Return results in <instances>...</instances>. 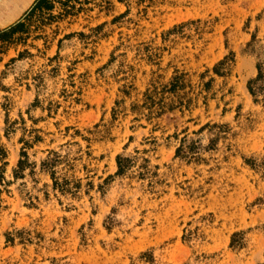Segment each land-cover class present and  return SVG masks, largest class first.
Listing matches in <instances>:
<instances>
[{
  "label": "rangeland",
  "instance_id": "rangeland-1",
  "mask_svg": "<svg viewBox=\"0 0 264 264\" xmlns=\"http://www.w3.org/2000/svg\"><path fill=\"white\" fill-rule=\"evenodd\" d=\"M75 32L85 36L59 51ZM254 34L264 44V0H86L25 44H0L6 180L23 138L43 140L27 149L34 174L2 195L0 264H147L141 254L150 250L156 264L263 262L264 107L247 89L257 75L246 52ZM230 51L231 74L216 77L212 68ZM176 75L182 87L171 92ZM208 123L222 127L200 131ZM183 139L197 157L176 156ZM51 150L65 159L58 176L81 183L78 196L54 191L40 171ZM118 155L132 159L123 176H115ZM17 229L34 243L7 244L5 233ZM241 230L249 245L236 252L229 244Z\"/></svg>",
  "mask_w": 264,
  "mask_h": 264
},
{
  "label": "trees",
  "instance_id": "trees-1",
  "mask_svg": "<svg viewBox=\"0 0 264 264\" xmlns=\"http://www.w3.org/2000/svg\"><path fill=\"white\" fill-rule=\"evenodd\" d=\"M121 3L126 2L127 0H118ZM86 3V0H35L29 10L25 11L24 14L14 23L0 27V44L2 46L5 45H20L25 44L27 39L33 33H39L45 27L51 26L57 22L63 21L66 18L77 15L83 5ZM129 10H127L128 12ZM125 15V14H124ZM198 21H189L182 24H178L174 26L172 29L168 30L163 36L166 39V36L176 33L178 31L183 30L186 26L194 23H198ZM76 36H85L83 33H71L65 35L64 38L60 39L58 42L59 51L62 48V44L66 40H70ZM248 54H251L257 59V75L256 77L247 81V89L250 95L253 98V101L257 105H262L264 107V44L257 39V36L252 35V40L247 44ZM24 53H21L19 57H23ZM152 58V55H150ZM56 58V57H55ZM236 62V53L234 51H230V53L225 56L222 60H220L217 64L212 68V72L216 77H225L231 74L233 67ZM213 78L207 83L212 82ZM180 76L176 75L170 83L169 91L174 92L180 89L182 86L179 83ZM43 81L41 80L37 85L38 95L35 99V102L32 104V107L37 108L40 107L41 100L40 94L44 91ZM6 109V106H5ZM30 114V111L28 112ZM32 118V116H30ZM6 132L5 136L9 137L10 132L13 131L12 125L14 122L10 121L9 114L6 112ZM217 124H206L204 125L200 131H204L208 128H220ZM32 140H25L23 138L22 143L24 144L20 154V160L16 168L13 169L12 177L13 180H6L5 174L6 170L9 166V150L2 142V137L0 134V186L4 187L0 189V213L6 209L4 197H2L4 191L8 192V188L12 186L15 182L19 180H24L28 175H33L37 164L35 162H30V158L27 152V149L33 148V145L39 142H42V137L39 135H32ZM183 144L181 147L177 149L176 156L183 157L184 153L191 155V157H197L199 152V147L195 143H191L187 148L185 143L187 139L182 140ZM189 149L188 151H185ZM185 156V155H184ZM117 167L118 171L115 176H123L132 165V159L129 157H125L123 155H118L117 159ZM65 163L64 157L55 150L49 151V155L45 160L41 162L40 171L44 174L50 176L53 183V190L62 193L63 195H73L78 196L80 189L82 187L79 180H71L66 177L60 178L58 176V169ZM245 163L251 166L253 169L257 168V162L254 159H246ZM29 171L28 175L26 172ZM113 179V176H109L105 182H109ZM25 183L23 182V185ZM101 191L103 186H100ZM31 205L34 206L33 199L29 198ZM116 212L113 211V215L109 216L105 221V226L108 231L111 230L112 226H114L118 219L114 215ZM27 232L23 229H17L14 231H8L5 233V239L7 244H14L17 239L20 240L21 243L27 244L32 243L33 237L30 236L25 237L24 235ZM247 231H235L231 236V241L229 247L231 250L236 252H241L248 248L249 239L247 238ZM34 243V242H33ZM141 259L147 264H156V258L152 250L143 252L141 254ZM264 264V261L259 263Z\"/></svg>",
  "mask_w": 264,
  "mask_h": 264
},
{
  "label": "crops",
  "instance_id": "crops-1",
  "mask_svg": "<svg viewBox=\"0 0 264 264\" xmlns=\"http://www.w3.org/2000/svg\"><path fill=\"white\" fill-rule=\"evenodd\" d=\"M35 0H0V27L17 21Z\"/></svg>",
  "mask_w": 264,
  "mask_h": 264
}]
</instances>
